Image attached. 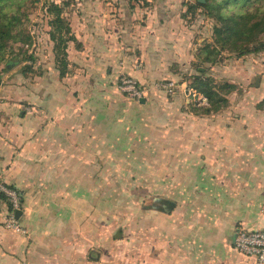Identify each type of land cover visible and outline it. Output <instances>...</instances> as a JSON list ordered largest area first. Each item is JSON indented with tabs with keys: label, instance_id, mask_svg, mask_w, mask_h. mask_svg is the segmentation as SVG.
Listing matches in <instances>:
<instances>
[{
	"label": "crops",
	"instance_id": "0c3cea01",
	"mask_svg": "<svg viewBox=\"0 0 264 264\" xmlns=\"http://www.w3.org/2000/svg\"><path fill=\"white\" fill-rule=\"evenodd\" d=\"M145 1L146 7L142 0H75V46L67 47V53L75 51V66H134L140 78L163 75L172 81L174 68L191 66L197 40L183 4ZM43 88L38 102L34 95L25 97L35 107L20 109L13 98L0 106V182L19 192L18 219L25 229L5 228L0 212V264H98L87 260L89 249L97 243L110 248L112 240H75L73 184L65 196L57 185L74 180L75 111ZM194 115L214 124L215 139L205 131L175 142L174 149L182 147L183 153L172 164L187 165L190 172L179 193L183 200L169 212L158 210L155 235L137 240L134 263L254 264L252 256L234 248L233 239L239 228L264 226V109L226 107ZM203 127L193 123L190 130ZM58 206L66 209L65 220L57 218ZM63 226L67 233L57 235Z\"/></svg>",
	"mask_w": 264,
	"mask_h": 264
},
{
	"label": "rangeland",
	"instance_id": "374dc122",
	"mask_svg": "<svg viewBox=\"0 0 264 264\" xmlns=\"http://www.w3.org/2000/svg\"><path fill=\"white\" fill-rule=\"evenodd\" d=\"M142 1L141 6L146 7L147 2ZM199 1L174 0L183 4L197 41L195 62L185 69L174 68L175 80L171 81L176 87L171 94L156 85L169 79L163 75L140 78L133 72L137 70L134 66L120 70L75 66L72 49L67 57L68 74L58 79L47 33V8L51 3L59 5L73 30L75 0H15L12 4L19 22L13 29L17 39L6 44L0 61V106L6 107L13 98L19 101L20 109L35 107L25 97L34 95L38 102L40 88L44 87L42 92L46 88L61 96L63 108L75 111L74 180L58 181L57 185L65 196L73 184L75 240H112L110 248L97 243L89 249L87 260L98 264H135L137 240H151L155 235L152 226L157 225L160 211L154 206L161 204L155 198L182 202L179 193L190 172L187 165L172 164V158L183 153L182 147L174 149L175 142L192 140L194 134L199 136L205 131L209 140L216 135L215 130L210 133L212 122L207 125L199 120L204 115H194L195 108L201 112V108L208 106L199 104L201 95L190 86L197 66L218 84L235 85V90L226 95V107L264 109V99H260L264 92V32L251 31L249 37L238 41L231 35L234 39L228 41V37L227 43L217 44V48L223 45L224 49L216 64L201 61L202 56L197 58L196 53L204 42L213 44V27L224 22L219 19L214 0H207L208 7L199 6ZM260 4L261 1L248 2L245 7L251 10ZM72 44L75 46V42ZM237 44H246L254 51L237 57ZM121 75L137 81L144 90V103L118 88ZM193 123L203 124V130L192 132ZM197 153L201 156L200 150ZM57 209V218L65 220L66 209ZM117 229L121 236L114 238ZM67 231L66 227H59L57 235L64 236ZM104 248L109 249L105 261Z\"/></svg>",
	"mask_w": 264,
	"mask_h": 264
},
{
	"label": "trees",
	"instance_id": "16d2710c",
	"mask_svg": "<svg viewBox=\"0 0 264 264\" xmlns=\"http://www.w3.org/2000/svg\"><path fill=\"white\" fill-rule=\"evenodd\" d=\"M214 1V4L218 9L219 19L224 23L222 26L213 27V44L211 42H204L199 48L198 53H196L197 58L202 56L201 61L208 62L211 65H214L219 61L218 56L221 50L224 49L223 45H220V48H217V44H219V42L224 44L223 42H226L228 37L229 41L233 36H235L236 40L238 41L242 37H249L250 32L255 30L264 32V0ZM259 1H261L260 5L252 7L251 10L246 9L245 6L248 4V2L253 3ZM14 2L15 0H0V61H2L3 59L2 53L6 44L10 40L15 41L17 39V35L13 33V29L19 22V17L17 14V10H12L14 9L12 7V4ZM197 4L199 6L208 7L207 0L205 1V3H200L199 1ZM47 12L50 14V18L48 20L49 30L47 33L49 41L52 45L51 50L54 57L55 69L58 71V76L62 78L68 74L69 62L67 58V47L70 42H75V36L71 30L68 19L63 15L62 8L59 5L51 3L47 8ZM184 15H187L186 11L184 12ZM228 34L229 36H227ZM247 42H249V40ZM236 48H238L236 49L238 51L235 50L237 57L254 51L253 48H249L246 44H237ZM229 50L234 51L232 49ZM200 67L201 66H197V74L192 77L190 86L192 89L202 94L207 99L208 106L201 108L199 110L201 112H198V109L196 108L194 109V111H196V114H209L226 107L228 105V98L226 97V95L234 91L236 87L233 83L230 82H223L221 84H218L213 80L212 77L207 76L206 72L203 71ZM7 186L14 188L10 185ZM161 199L172 202L173 206L175 204V202L172 200L165 198ZM0 206L4 210L9 209L8 205L3 200L2 193H0ZM156 206L158 205H155L154 207L156 208Z\"/></svg>",
	"mask_w": 264,
	"mask_h": 264
},
{
	"label": "built area",
	"instance_id": "2783aa9c",
	"mask_svg": "<svg viewBox=\"0 0 264 264\" xmlns=\"http://www.w3.org/2000/svg\"><path fill=\"white\" fill-rule=\"evenodd\" d=\"M157 87L171 94L175 89V84L171 80L160 81ZM118 88L132 97H143L144 90L140 88L137 81L130 76L121 75L118 82ZM195 92V91H194ZM200 94V93H198ZM199 104H206L207 99L200 94ZM0 193L3 195V200L8 205L9 209L4 210L0 206V212L3 210L2 223L5 228L15 232L24 233L25 229L19 223V219L15 217V210L20 208L21 196L19 192L12 187L0 182ZM234 248L243 254L252 256L254 264H264V226L257 230L237 229L233 239Z\"/></svg>",
	"mask_w": 264,
	"mask_h": 264
},
{
	"label": "water",
	"instance_id": "95a60500",
	"mask_svg": "<svg viewBox=\"0 0 264 264\" xmlns=\"http://www.w3.org/2000/svg\"><path fill=\"white\" fill-rule=\"evenodd\" d=\"M204 0H200V2H202ZM202 69V68H201ZM138 102L140 103H144L145 102V98L144 97H140L138 99ZM156 201L158 202H161L160 205L156 206V208L158 209H162L163 211H166V212H169L173 206V203L168 201V200H163L161 198H155ZM21 214V210L20 209H17L15 210V217L18 218ZM121 236V233H120V229H117L115 234H114V238H118Z\"/></svg>",
	"mask_w": 264,
	"mask_h": 264
}]
</instances>
